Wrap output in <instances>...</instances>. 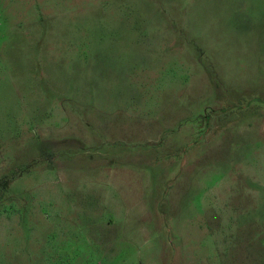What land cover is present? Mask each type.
Listing matches in <instances>:
<instances>
[{
    "label": "rangeland",
    "instance_id": "374dc122",
    "mask_svg": "<svg viewBox=\"0 0 264 264\" xmlns=\"http://www.w3.org/2000/svg\"><path fill=\"white\" fill-rule=\"evenodd\" d=\"M0 264H264V0H0Z\"/></svg>",
    "mask_w": 264,
    "mask_h": 264
}]
</instances>
